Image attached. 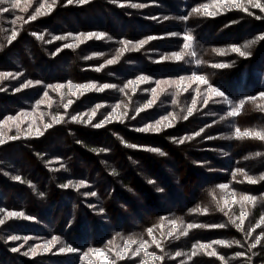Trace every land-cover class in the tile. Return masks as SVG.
Returning <instances> with one entry per match:
<instances>
[{"label":"trees","instance_id":"16d2710c","mask_svg":"<svg viewBox=\"0 0 264 264\" xmlns=\"http://www.w3.org/2000/svg\"><path fill=\"white\" fill-rule=\"evenodd\" d=\"M110 1L0 3V126L9 123L0 133V264L40 263L67 248L80 255L68 264H264V0ZM224 28L228 39L216 40ZM163 60L179 81L157 102ZM211 88L231 104L211 105ZM30 109L33 123L22 118ZM142 165L144 192L134 198L127 175ZM80 182L88 186L68 204L58 198ZM116 195L128 217L114 215ZM50 204L67 211L49 219ZM24 217L48 229L27 234L19 254L5 228Z\"/></svg>","mask_w":264,"mask_h":264},{"label":"rangeland","instance_id":"374dc122","mask_svg":"<svg viewBox=\"0 0 264 264\" xmlns=\"http://www.w3.org/2000/svg\"><path fill=\"white\" fill-rule=\"evenodd\" d=\"M105 2H112L110 0H104ZM181 1V0H180ZM115 6H127V2L125 3H121V5H118V3H114ZM154 6H159L161 7L163 10H166L168 8V6L166 4L164 5H160V4H154ZM142 8V6H140ZM74 14V13H73ZM73 14L72 15H67V17L73 19ZM114 16V15H113ZM145 20H151V18H146L144 17ZM204 27V26H203ZM212 28V27H211ZM226 28L224 29H218L217 30V33L216 35L221 37V39H216V40H226L228 39V37H226L224 34L226 33ZM188 34H183V38L185 39V37H187ZM192 38V37H191ZM185 46L187 45V48L188 49H191L192 48V45L195 44V42L191 39V40H186L185 39ZM174 43L170 44V45H173ZM64 51H66L65 49H63ZM64 53V52H63ZM194 57V55H193ZM154 62V60L152 61ZM159 63H157V66H160L159 68H157L155 71L156 72H163V78L161 79V81L158 83V87L157 89L155 90V93H154V98L157 99V102H159V100L161 99V97L163 98V96H165L163 99H166V95H168V90L169 88L173 87L174 84L176 82L179 81V76L177 74L179 73H176L174 69H172V67H165L169 64H172L173 62L170 60L168 62H164L163 61H158ZM160 62H164V63H160ZM172 62V63H171ZM65 63V59H62V60H59L58 61V64L59 65H64ZM192 63H193V68H196L197 72H200L199 69L201 70V68H203L204 66H200L199 63H194V61L192 60ZM62 65V67H63ZM207 68V67H206ZM190 71V69H189ZM192 77L194 76H191L187 79H189L190 82H194V83H197L199 82L198 80H194L192 79ZM191 78V79H190ZM187 83H189V81L185 80ZM211 89H216L217 91L223 93L222 96H217L214 92H210V104L211 105H214L215 108H223L224 106H227V105H230L231 101H230V98L228 97V95L226 93H224L221 89H218V88H211ZM19 102H27L26 99H19ZM152 103L149 104V107L150 109L152 108H156L155 107H152L151 105ZM218 111V110H217ZM25 114V115H24ZM23 114L22 118L25 119H29L31 118V122H35L36 119H37V112H34V114L32 113V110H26L25 113ZM33 114V115H32ZM212 113H208L207 116H211ZM19 119L13 121V126L16 128L17 130V127L20 126L21 124L18 122ZM104 128V127H102ZM9 129V123L8 122H4L1 126H0V133L3 134V133H6L5 131ZM61 153V152H60ZM59 153V154H60ZM74 162V161H73ZM77 163L79 164L80 167L82 168H85L86 170H88V165L87 163H83L82 161L80 160H77ZM188 163H192L193 164V161L191 158L188 157ZM23 166V165H22ZM135 166V165H134ZM24 167V166H23ZM161 169H163L164 171L168 172L169 174H171V172L173 170H176L178 169V166H173V167H170V166H167V165H162L160 166ZM127 170L126 172L129 171V168L128 169H125ZM172 170V171H171ZM205 170V169H204ZM207 170V169H206ZM133 171V172H132ZM131 175H127L130 180L132 181L133 183V189L132 191H128L127 193L129 195H131L132 197L134 198H137L139 194L143 193L144 191H142V188L144 186V174H146V169L144 168V166H137L135 168H131V171H129ZM186 172L185 170L183 171V173ZM134 173V174H133ZM154 176H157V175H154ZM88 186L87 183H84V182H80L78 183L76 186H71V183H67L66 185V194L65 195H59L58 198L60 197L62 201H64L66 204H68V202L71 201V198H72V193H74L76 190L78 189H81V188H86ZM154 190V189H153ZM157 191V190H155ZM72 192V193H71ZM85 196V195H84ZM57 198V199H58ZM14 199L18 200V201H25L26 200V196L25 194H21L19 196H14ZM115 199V203L113 202L112 204V209H116V212L114 213L115 216H118V213L120 212L121 214H130L128 210V203L125 202L123 199H121L120 197H118V195H116V197L114 198ZM126 205V206H124ZM47 207V210H51L50 211V214H49V217H48V214H47V218H51V214H62L63 212H66V208H61L59 211L56 212L57 210V206L56 205H53V204H50ZM64 207V206H63ZM111 209V212L113 211ZM65 210V211H64ZM134 215H131V217H133ZM122 217H128L127 215L123 216ZM24 221H19L18 223H10L8 226H6L5 228V231L7 232V236L5 237V240H8V242H12L10 245L11 248H13V252H19V254H21V250H23L24 248V242H26V240H29V239H32V236L33 235H27V234H30L32 232H36V231H40L42 229H48V227H45L43 226L41 223H40V220L38 219H33V218H27V217H24ZM46 218V217H44ZM134 218V217H133ZM121 224V223H120ZM9 227V228H8ZM13 229H16V230H26L25 231V234L26 235H22L20 231V234L22 236H17L15 235V231L12 232L11 230ZM97 236V234H96ZM12 237H17V239H12ZM16 240V242H14ZM15 249V250H14ZM68 249V248H67ZM67 249H64L63 251H58L57 253H54V255H51L48 257V259L46 258V260H40V259H37L39 260L40 263H35L33 262V264H68V262L70 263H75L77 261V258L80 256L79 255V251H76V250H73V251H69ZM11 250V249H10ZM12 251V250H11ZM57 254V255H56ZM69 255V256H68ZM55 258V259H54Z\"/></svg>","mask_w":264,"mask_h":264},{"label":"snow or ice","instance_id":"6c2138e0","mask_svg":"<svg viewBox=\"0 0 264 264\" xmlns=\"http://www.w3.org/2000/svg\"><path fill=\"white\" fill-rule=\"evenodd\" d=\"M3 2H5V0H0V3H3ZM72 2V0H69V3H71ZM80 2L81 3H85V2H87V0H80ZM220 2L221 3H224V0H220ZM249 2L251 3L252 2V0H249ZM13 7H19V0H15V3H13V5H12ZM256 7H260V5L257 3L256 5H255ZM43 7V6H42ZM203 8H204V14H206V15H214V13H211V12H208V5H203L202 6ZM225 7H227V5L225 4ZM8 9H3V11H7ZM48 11H51V6H48ZM194 11H199V9H194ZM40 14H42V13H40V11L39 10H37V15H40ZM36 17L35 16H33L32 17V19H35ZM91 35H97V34H90V36ZM103 34H99L98 36H97V38H99L100 36H102ZM15 38V36H13V39ZM42 38V37H41ZM90 38V37H89ZM149 39H152V37H150ZM185 39L186 40H191L192 38L190 37V36H187V37H185ZM127 43V42H126ZM144 42L142 41L141 42V44H143ZM186 47H187V45H186ZM245 47H248V45H245ZM232 51H234V52H238L240 55H245V53L243 52V51H241V49L240 48H237V47H233L232 49H231ZM216 51H219L220 52V54L222 55L223 54V50H216ZM176 58L177 59H180L181 57L179 56V55H177L176 56ZM116 61L115 60H109L108 61V63L109 64H111V63H115ZM226 65H215V67H225ZM141 79H144L143 77L141 78ZM192 79H194V80H199L200 82H202V83H207V80L205 79V77H203V76H194V77H192ZM57 87H61V86H57ZM69 87L70 88H76V87H80V88H82V89H85V90H87V88H92V87H95V85H89V86H87V88H86V86H84V85H80V86H77V85H69ZM104 87H111V85H105ZM210 91H212V92H214L217 96H222L223 95V93H221V92H219V91H217L216 89H210ZM262 95H264V94H262ZM238 111H239V109H236L235 111H233L232 113H230L231 115H236L237 113H238ZM189 115H191V110H189ZM57 123L59 122V119H57V121H56ZM105 122H107V121H105ZM51 125H48L47 127H50ZM101 125H96V127H100ZM197 135H199V133H197ZM250 135H255V136H260V133H249V132H247V131H245V132H241L239 129H237V136L238 137H244V136H250ZM13 138H15V137H13ZM261 138H264V137H261ZM181 143H183V141H180ZM0 143H4V140L2 139V138H0ZM15 179H20L19 177H16ZM261 179H264V177H261ZM249 182L250 183H255L256 181L255 180H251V178H249ZM221 187H226L225 185H221ZM93 195H94V193H93ZM242 200H247L249 203H251L252 201H253V198L252 197H242L241 198ZM8 215L9 216H13V215H20V214H18V213H8ZM244 215H246V214H244ZM0 223H3V221L2 220H0ZM190 227H196L195 225H191ZM219 227H223V225H220ZM238 227H239V225H238ZM149 231H151V230H149ZM12 239H17V237H12ZM133 243H135V241H132ZM215 243H220V244H223V243H225V242H223V241H216ZM238 243V242H237ZM200 247L201 248H204V247H211V245H207V246H205V245H200ZM15 250V249H14ZM64 249H61V251H63ZM68 251H73V249H71V248H69V249H67ZM210 255H215V253L213 252V253H209ZM177 255H180V253H177Z\"/></svg>","mask_w":264,"mask_h":264}]
</instances>
